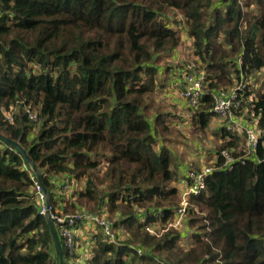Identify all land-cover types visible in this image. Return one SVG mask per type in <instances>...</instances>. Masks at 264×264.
<instances>
[{"label": "trees", "instance_id": "1", "mask_svg": "<svg viewBox=\"0 0 264 264\" xmlns=\"http://www.w3.org/2000/svg\"><path fill=\"white\" fill-rule=\"evenodd\" d=\"M188 46L210 81L189 107L203 133L213 91L264 71V0H0V135L32 161L0 140V264H60L37 174L51 214L115 219L116 238L95 224L81 261L52 218L63 264H264V82L241 112L259 130L256 157L224 169L221 152L243 157L246 140L222 127L216 159L189 168L214 167L189 197L193 241L170 224L187 171L169 146L178 115L157 98L183 100L171 72ZM65 178L72 193L58 197Z\"/></svg>", "mask_w": 264, "mask_h": 264}, {"label": "built area", "instance_id": "2", "mask_svg": "<svg viewBox=\"0 0 264 264\" xmlns=\"http://www.w3.org/2000/svg\"><path fill=\"white\" fill-rule=\"evenodd\" d=\"M192 51L193 49L191 47L187 52L186 48H184L181 51H177L174 56L175 61H180V63L183 64V67L172 73L173 80L171 82V94L175 97L177 94L185 101L188 107L195 109L203 101V98L208 91L210 81L208 80L206 70L200 68L198 58L194 56L190 57L189 52L192 53ZM252 84V78L247 77L242 73L234 86L227 89L213 91V99L215 102L213 112L221 121L222 127H224L229 133L245 137L246 140L243 157L235 158L228 150H223L221 152L225 159L223 168L228 169L229 171L234 168V164L237 161L241 160L242 164H245V159H253L256 157L260 145V133L258 128L252 122H249L245 115L241 113L244 111L245 102H251V98L246 99V93L252 87ZM29 116L33 120L37 119L36 115L32 112H29ZM6 117L9 121H12V116L10 114ZM213 172L214 167H205L200 171H187L186 177L179 182L182 190V202L180 206L175 209L176 219H181L186 215L189 206V197L191 195L198 196L202 192L206 186V177ZM37 195L41 207V213L51 215V218L55 220V225L60 227L62 236L69 247H74L75 245L73 228L78 222H83V219L94 221L96 224H99L106 235L110 236L112 239L116 238L114 224L111 223V220L108 219L107 221L102 217L93 214L84 215V213H79L78 215L68 214L64 217H58L57 215L51 214V207L47 203L46 195L41 187H38ZM156 217L159 219L158 215H156ZM146 230L154 231L152 226L146 227Z\"/></svg>", "mask_w": 264, "mask_h": 264}, {"label": "rangeland", "instance_id": "3", "mask_svg": "<svg viewBox=\"0 0 264 264\" xmlns=\"http://www.w3.org/2000/svg\"><path fill=\"white\" fill-rule=\"evenodd\" d=\"M220 1L223 3L224 0H220ZM175 18L180 20L181 16L178 15L175 16ZM180 28L182 30V33L186 31L182 25L179 27V30ZM187 50H189V46L186 49V52ZM189 53L191 54V52ZM165 61L166 58L163 61L164 63L161 65L165 66L166 69L167 62ZM173 61L174 63H173L172 71H176L178 70V68H182L181 65H178L180 61L179 62L175 60ZM201 68H204V66H202ZM251 78L253 81L252 84L253 89L254 90L260 89L261 84L264 82V71L260 73H256L255 75H253V77L251 76ZM157 99H158V103L160 102V104L168 106L171 109V111H174L176 115H178V118L174 120L173 123L175 124L174 126H176L179 129L180 133L177 132L176 134L178 135H174L170 137L172 139L171 141L172 143L169 144V146L176 154L177 162L179 166L184 167L186 171H188L189 168L203 167L206 166L205 164L208 165L212 161H214L216 159V151L218 145L221 143V139H219V135L221 134L222 123L219 120V118L217 116H214L210 122L209 128L205 132L200 133L197 130V125L194 124L195 121L192 120L194 111L189 109V107L186 105L184 100L176 101L174 100L175 98L170 99L168 96L166 97V94L164 92H161L160 95H158ZM103 167L104 166H102V168ZM65 180L67 181L66 182L67 184L64 185L59 190L58 197L63 195L65 191L67 192L69 191L70 193L73 188V185L68 182L69 179L65 178ZM77 185L80 186V183H77ZM64 201L65 200L62 199L59 200L60 203H63ZM85 214H92V213L84 212V215ZM100 217H103L105 220L108 221L109 215L103 212L102 216ZM114 222L115 219L111 223ZM78 223H79L78 226L75 229H73L77 233V236H79L77 242L75 241V247L76 249H78V253H80L79 254L80 257L78 258V260L83 261V259L88 258L90 255L89 250L92 247L93 235L97 232L96 230L97 226L95 225L96 223L94 221L92 220L88 221V219H83V223L82 222H78ZM158 224L160 226V222ZM170 224L174 225L176 228L180 230V232L185 234V236L181 238L182 239L181 245L188 246L193 241V237L188 227L186 215L181 219L180 218L173 219L172 222H170ZM155 226H157V224ZM152 229L154 231H157V228L154 226H152ZM120 233L122 236L121 231ZM123 238H125V236ZM81 261L80 263H82Z\"/></svg>", "mask_w": 264, "mask_h": 264}, {"label": "water", "instance_id": "4", "mask_svg": "<svg viewBox=\"0 0 264 264\" xmlns=\"http://www.w3.org/2000/svg\"><path fill=\"white\" fill-rule=\"evenodd\" d=\"M0 140L6 142L9 146L13 147L14 149H16L21 155H23L25 157V160L28 161V163H32L28 153L22 148L21 145H19L18 143L10 140V139H7L3 136L0 135ZM38 175V180H39V183L42 187V190L43 192H45V194H48L47 190L45 189V187L43 186V183H42V179L40 177L39 174ZM49 204V202H47ZM49 215V223H50V227H51V231H52V234H53V237H54V240H55V243H56V246H57V249L59 251V258H60V264H63V254H62V250H61V244L59 242V239H58V236H57V232H56V229L54 227V224L52 222V218H51V215Z\"/></svg>", "mask_w": 264, "mask_h": 264}, {"label": "clouds", "instance_id": "5", "mask_svg": "<svg viewBox=\"0 0 264 264\" xmlns=\"http://www.w3.org/2000/svg\"><path fill=\"white\" fill-rule=\"evenodd\" d=\"M41 189H42V187H41ZM43 191V190H42ZM69 195H71L70 193H69Z\"/></svg>", "mask_w": 264, "mask_h": 264}]
</instances>
